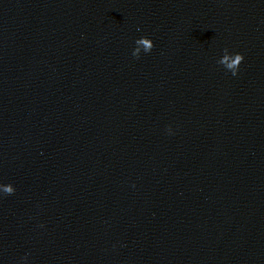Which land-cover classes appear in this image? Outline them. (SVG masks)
<instances>
[{
  "label": "water",
  "instance_id": "obj_1",
  "mask_svg": "<svg viewBox=\"0 0 264 264\" xmlns=\"http://www.w3.org/2000/svg\"><path fill=\"white\" fill-rule=\"evenodd\" d=\"M0 186V264H264V0H0Z\"/></svg>",
  "mask_w": 264,
  "mask_h": 264
},
{
  "label": "clouds",
  "instance_id": "obj_2",
  "mask_svg": "<svg viewBox=\"0 0 264 264\" xmlns=\"http://www.w3.org/2000/svg\"><path fill=\"white\" fill-rule=\"evenodd\" d=\"M235 57H236V60H237V61H241V60L243 59L242 54L239 53V52H236V53H235ZM238 65H239V64L236 65L235 74H236V71H237ZM0 187H2V186H0ZM13 191H14V189L11 188V187H3V192H5V193H12Z\"/></svg>",
  "mask_w": 264,
  "mask_h": 264
}]
</instances>
